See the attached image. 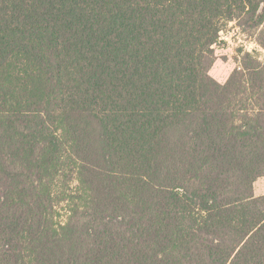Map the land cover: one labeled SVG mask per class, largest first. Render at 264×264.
Instances as JSON below:
<instances>
[{"label":"trees","instance_id":"obj_1","mask_svg":"<svg viewBox=\"0 0 264 264\" xmlns=\"http://www.w3.org/2000/svg\"><path fill=\"white\" fill-rule=\"evenodd\" d=\"M264 0H0V264H264V54L210 70Z\"/></svg>","mask_w":264,"mask_h":264},{"label":"rangeland","instance_id":"obj_2","mask_svg":"<svg viewBox=\"0 0 264 264\" xmlns=\"http://www.w3.org/2000/svg\"><path fill=\"white\" fill-rule=\"evenodd\" d=\"M221 35V42L215 46L217 58L210 73L218 81L225 82L232 71L241 65L240 48L246 51L256 50L261 56L264 54V49L254 40L255 37L242 26L239 27L237 22L228 24ZM254 188L257 196L264 194V177L255 182Z\"/></svg>","mask_w":264,"mask_h":264}]
</instances>
